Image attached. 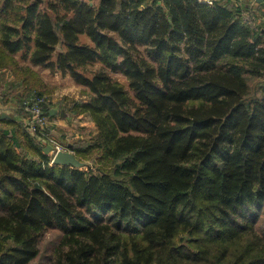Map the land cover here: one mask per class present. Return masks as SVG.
I'll return each mask as SVG.
<instances>
[{"label":"trees","instance_id":"1","mask_svg":"<svg viewBox=\"0 0 264 264\" xmlns=\"http://www.w3.org/2000/svg\"><path fill=\"white\" fill-rule=\"evenodd\" d=\"M0 18V104L43 97L40 66L68 73L86 97L58 111L95 126L62 137L88 162L79 167L51 162L19 107L0 114V264H31L48 230L60 236L46 264H264V24L254 8L0 0ZM54 108L43 102L45 114Z\"/></svg>","mask_w":264,"mask_h":264},{"label":"rangeland","instance_id":"2","mask_svg":"<svg viewBox=\"0 0 264 264\" xmlns=\"http://www.w3.org/2000/svg\"><path fill=\"white\" fill-rule=\"evenodd\" d=\"M41 1L44 2V0H41ZM223 1H225V0H223ZM249 17L250 16H246V19H250ZM82 39L87 41L86 37H83ZM16 58L19 59L20 58V54H18ZM21 64L24 65V64H28V63H25V62L21 61ZM97 66H98V64H95L94 68L97 67ZM33 69L38 72L39 76L44 81L43 84L45 85V87L43 89L44 95H43V97H41V99H42V102L40 103L41 107H43V102L45 100H46V102L53 103L55 106H57L59 108L60 107L59 102H61L65 98L67 99L66 100V105L67 106H68V104H69L71 99H82V100L86 99V97L83 96V94H82V91H81L82 88L75 83L73 78L68 73L67 74H61L58 71H50L49 69H46V68H43V67H40V66H33ZM114 75L120 81H122V82L126 81L125 78L121 74H114ZM25 100H27V99H25ZM13 103L15 104V102H13ZM0 105H2V104H0ZM3 106H5V105H3ZM6 106H8V107L4 108V111H2L0 113L1 114L5 113L7 115L13 114L14 111H15V110H12V108H11L13 105L12 104H10V105L6 104ZM17 107L20 108V110L22 111V115L23 116L27 115V113L24 112L23 106L21 104L17 105ZM17 115H18V113H17ZM47 117H48L47 118L48 119L47 120L48 127L51 130V132L54 134L53 137H55L58 141H60L61 143H63L64 145L67 146L66 142H64L62 140V137H63V139H66L64 137L65 134L61 135L62 131H64V128L60 127V129H62V131L59 132V130L55 127V124H53L54 122H52L49 119V116H47ZM67 118H68L69 121H71V120L73 121L74 119H75L74 120L75 122L81 121L82 123L86 124L85 127H90V126L92 127V121L93 120L89 117L88 114H79V115H77L75 117H73L71 115L70 116L67 115ZM87 125H89V126H87ZM78 126H73V127L77 128ZM72 130L75 131L74 128H72ZM80 130H82V132H83L82 136L87 135L90 131H93L92 128H88L85 131L83 128L79 127V131ZM67 131H69V130H67ZM35 137H36V135H35ZM81 137H77V138H81ZM74 139H76V138H74ZM69 140H71V138ZM73 140H72V142H73ZM46 142H47V140H45V144H46ZM72 153L74 154L73 150H72ZM77 160L80 163L79 167H82V166L88 164V162L81 161L78 158H77ZM59 236H60V232L58 230H48V231H46L43 234V237H42L41 242H40L39 255L31 264H46L48 259H49V257H50L53 245L58 241V237Z\"/></svg>","mask_w":264,"mask_h":264},{"label":"built area","instance_id":"3","mask_svg":"<svg viewBox=\"0 0 264 264\" xmlns=\"http://www.w3.org/2000/svg\"><path fill=\"white\" fill-rule=\"evenodd\" d=\"M208 3H211V0H205ZM42 102L41 98L37 99H27L24 100L21 105L23 106L24 112L27 113V115L23 116L24 125L25 127L36 135L37 139L44 144V146L50 145L51 146V162H53V159L55 155L62 151H68L72 153V150L69 149L66 145L58 141L54 136V134L51 132V130L48 127L47 122V114L43 112V109L40 105ZM11 107L12 110H16L17 106L16 104H12ZM8 106L0 105V110L4 111V108ZM45 140H47L45 144Z\"/></svg>","mask_w":264,"mask_h":264},{"label":"crops","instance_id":"4","mask_svg":"<svg viewBox=\"0 0 264 264\" xmlns=\"http://www.w3.org/2000/svg\"><path fill=\"white\" fill-rule=\"evenodd\" d=\"M241 1H244L245 4H247L251 8H254L255 9V13H256V15L258 17V20L260 22H263V24H264V0H241ZM8 11L10 12L9 9H8ZM9 12L5 14V17H6L7 20H9V24H13L14 18L9 17V14H10ZM4 13H1V15L3 16ZM4 21H5V18H4ZM19 24H20V22H17V24H15V25L18 26ZM262 31L264 32V26L262 27ZM10 104H14V103L12 102V103H9L7 105H10ZM57 108L58 107L55 106V108L53 109L55 111L51 110L53 112L50 113L49 119L52 122H54L53 124H55V127L59 130V132L62 131V129H60V127H63L64 128V131H62V134L61 135L65 134L64 137L66 139H70V138L71 139H74V138H77V137H81L82 134H83V132H82V130L79 131V127L83 128L85 131L88 128H92L93 130H95V126H94V122L93 121H92V127L91 126L90 127H85L86 124L82 123L81 121L75 122L74 121L75 119L73 121L72 120L69 121L68 120L69 117L67 118V115H65L64 111H62V110L58 111ZM0 112H2V111L0 110ZM73 126H78V127L76 128V127H73ZM87 126H89V125H87ZM72 128H74L75 131H73ZM67 130H69V131H67Z\"/></svg>","mask_w":264,"mask_h":264},{"label":"water","instance_id":"5","mask_svg":"<svg viewBox=\"0 0 264 264\" xmlns=\"http://www.w3.org/2000/svg\"><path fill=\"white\" fill-rule=\"evenodd\" d=\"M53 111H55V110H53ZM53 111H51V113ZM7 116L8 115L5 113L1 114L2 118L7 117ZM45 151L50 152L51 146L50 145L45 146ZM53 163H62V164H68V165H72V166H79L80 165V163L78 162L75 155L71 152H68V151H62V152L57 153L53 159Z\"/></svg>","mask_w":264,"mask_h":264}]
</instances>
